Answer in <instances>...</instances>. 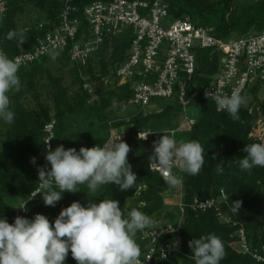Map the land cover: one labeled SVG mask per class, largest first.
<instances>
[{"label":"trees","instance_id":"obj_1","mask_svg":"<svg viewBox=\"0 0 264 264\" xmlns=\"http://www.w3.org/2000/svg\"><path fill=\"white\" fill-rule=\"evenodd\" d=\"M6 11L0 14V49L9 58L22 52L31 51L36 39L58 24L59 14L63 7L62 0H4ZM92 1L107 0H70V6L75 8L73 17L79 19V39L87 34V24L83 17V7ZM168 6V14L172 19H187L195 26H208L214 29V35L220 39H230L232 35L239 38L248 34H258L264 31V0H254L242 6L236 5L237 0H162ZM32 5L40 12V17L31 26L18 27L17 19L23 14L26 6ZM43 23V28L38 24ZM15 30L23 33L24 42L18 38L9 40L7 34ZM131 40V29L125 30L114 39L112 50L108 53L104 44L85 66H79L68 59V50L59 52L55 58L44 57L36 63L19 68L21 81L20 91L10 94L11 108L15 113L14 122L9 125L3 123L0 131V218H6L12 223L11 217L18 204L25 200L28 194L38 184L39 165L45 157L44 126L53 123L51 149L63 145L65 149L81 147L91 148L94 145L116 143L120 137L130 147L128 162L137 175L135 185L121 191L113 184L103 185L95 193L85 185H77L76 193H62V199L55 206H45L42 195L38 201L29 202L21 217L32 219L35 214L45 215L50 223L59 212L79 201L86 206L89 201L99 202L102 199H113L120 202L122 212L127 213L135 208L149 217L159 215L163 209L162 194L168 188V183L156 172L149 169L150 153H135L138 142L136 132L144 129L143 124L147 116L140 111L124 122L113 124V127L128 125L121 135L110 137V126L103 127L106 135L98 138L86 139L71 144L60 143L66 134L68 117L84 116L100 119L103 113L113 105L126 103L131 97L129 84L117 85L113 80L115 68L124 60ZM196 71L192 82L188 85L187 95L197 91L190 101L199 108V117L193 125H189V140H197L204 148V164L197 175H188L177 165L173 172L182 178L180 183L181 200L188 204L194 198L205 199L215 197L220 190L225 193L226 199L222 203V213L232 217L244 229L247 242L251 248L264 245V167L253 168L251 172L241 171L238 161L246 153L244 146L255 143L249 133L258 118L257 112H248L250 106L259 107L263 114L264 102L258 98L261 82L256 81L242 95L249 92L251 101L245 102L240 110V119L234 121L226 112L217 111L215 104L203 93L202 88L209 85L214 74L220 68V57L210 50L202 49L195 52ZM49 60H62L72 65L75 90L70 94L58 77H54L45 64ZM45 73L52 86L51 105L45 104L36 85L42 74ZM107 80V83L104 81ZM84 83L92 86L94 98L83 89ZM34 103L30 106L29 103ZM165 112V111H164ZM58 144V145H56ZM35 163H31L32 158ZM224 166L223 174L216 170V165ZM45 168H50L48 163ZM58 190V188L56 189ZM7 199L17 200L14 208L7 204ZM241 202L238 212L232 211L233 204ZM169 213V212H167ZM179 213V212H178ZM169 222L180 226L179 251L156 264H195L191 258V249L188 244L193 238L214 233L223 241L225 257L221 264H264L256 262L251 256L242 254L235 236L236 229L220 219L215 211L208 210L194 214L185 208L183 215L176 217L169 213ZM163 223L161 225H164ZM147 227L146 229H150ZM144 229V230H146ZM143 230V231H144ZM143 231H138L135 240L145 252L147 240L142 238ZM173 235L162 237L164 240H173ZM140 255V256H141ZM65 264H76L69 253Z\"/></svg>","mask_w":264,"mask_h":264},{"label":"built area","instance_id":"obj_2","mask_svg":"<svg viewBox=\"0 0 264 264\" xmlns=\"http://www.w3.org/2000/svg\"><path fill=\"white\" fill-rule=\"evenodd\" d=\"M62 1L63 7L57 26L37 38L31 51L10 58L18 63L19 68L30 66L44 57H52V52H60L67 47L69 61L85 66L89 58L104 44L110 53L114 39L129 28V48L124 60L115 68L113 79L117 81V85L129 84L132 94L123 104L134 106L141 113L145 114V111L153 108L151 103L154 99H175L182 107L192 101L197 91L193 90L188 96L187 89L197 67L196 50H210L220 57L219 70L214 74L212 82L202 88L205 96L206 93H211L212 96L231 95L234 91L242 96L256 81L264 82V31L234 39H220L215 37L212 27L195 26L185 18H170L168 6L162 0H107L92 1L83 7L87 34H82L78 39L79 19L72 16L75 8L70 6V0ZM5 11L6 3L0 0V14ZM43 26V23L38 24L40 29ZM104 83H107V80ZM83 89L94 98L89 83H84ZM208 99L215 104L217 111H220L214 99L211 96ZM254 111L257 112L258 118L248 135L255 143H264L263 114L259 107L248 108L249 113ZM187 121L189 125L195 123L194 119ZM52 127V122L44 126L47 133L45 156L53 136ZM138 132L151 133L145 129ZM138 132L136 139L141 142H147L155 135L151 133L146 139H142L139 138ZM113 136L115 133L110 132V137ZM46 164L44 157L39 169L45 168ZM176 165L177 163L174 166ZM149 169L158 173L165 181L162 173L151 166V161ZM37 191H40L39 178L36 188L18 204L11 217L12 223L16 217L22 216L29 202L38 201L40 194L36 195ZM225 199L222 190L215 197L194 198L188 204L180 199L179 213L183 215L185 208L194 214L215 211L220 219L236 229L235 236L242 254L251 256L256 262H264V245L251 248L244 229L232 217L222 213V203ZM149 227L151 228L144 230L142 234V238L147 240V246L139 257L141 264H156L179 251V224ZM168 235H173L174 239L159 243L160 238Z\"/></svg>","mask_w":264,"mask_h":264},{"label":"clouds","instance_id":"obj_3","mask_svg":"<svg viewBox=\"0 0 264 264\" xmlns=\"http://www.w3.org/2000/svg\"><path fill=\"white\" fill-rule=\"evenodd\" d=\"M7 38L24 42L23 33L15 30L9 31ZM58 55L59 52H52V58ZM18 73V63L0 49V121L9 125L15 119L9 93L21 88ZM209 96L220 111L234 121L240 119L239 110L245 99L239 92L216 96L206 93ZM149 134L138 132L142 139ZM129 151L130 147L120 137L116 143L81 147L79 151L65 149L63 145L52 150L48 145L45 160L50 168L38 170L40 191L36 195H42L45 206L54 207L62 199V193H76L77 185L86 184L92 193L106 184L126 191L137 181L128 162ZM242 151L246 155L238 161L241 171L264 167V143L246 145ZM149 159L165 181L176 186L182 183V178L173 172L174 165L178 162L184 173L197 175L204 164V148L197 140L178 144L175 131L165 129L153 142ZM31 163H35L34 157ZM216 170L223 174L224 166L217 164ZM232 204V211L237 213L241 202ZM152 223L151 217L135 208L125 215L120 202L113 199L98 203L88 200L86 206L79 201L72 202L51 223L42 214H35L32 219L18 216L11 224L6 218H0V264H65L69 253L76 264H141V249L135 236ZM188 246L195 264H221L225 257L223 241L214 233L193 238Z\"/></svg>","mask_w":264,"mask_h":264},{"label":"rangeland","instance_id":"obj_4","mask_svg":"<svg viewBox=\"0 0 264 264\" xmlns=\"http://www.w3.org/2000/svg\"><path fill=\"white\" fill-rule=\"evenodd\" d=\"M27 0H25L26 2ZM254 0H237L236 5L246 6L252 3ZM40 17V12L32 5L26 6L22 15H19L17 19L18 27L31 26ZM235 38L234 35L231 37ZM197 51V50H196ZM45 67L54 76L61 79L63 85L69 90L70 94L75 90L73 82L72 65L69 62L62 60H49ZM40 80L37 82L36 88L40 93L42 101L51 105V93L52 86L50 85L45 73L42 74ZM114 80V79H113ZM12 92L9 93V96ZM260 101L264 102V82H261V87L258 93ZM93 99V96H90ZM245 102L251 101L249 92L244 95ZM30 106H34V103L30 102ZM153 107L151 110L145 111L143 116H147L144 121L143 128L150 131L154 136L150 137L147 142H138L135 146V153H150L153 152V142L158 140L163 133V130L170 129L175 131V139L177 143L189 140V119L196 120L199 117L200 110L194 106L191 102H188L185 107L180 106L175 99H154L151 103ZM165 111V112H164ZM139 112L137 108L131 105L118 104L113 105L107 111L103 113V117L100 119H92L84 116H72L68 117L66 121V134L62 141L63 144H71L78 141H83L91 138H98L106 135L104 126L107 124L110 126L111 133H114L113 124L119 122H126L128 118L136 115ZM141 114V112H140ZM3 122L0 121V131ZM128 125H121L122 129H127ZM116 127V128H117ZM58 145V144H56ZM181 199L179 184L171 186L168 184V188L162 194L163 209L159 215L151 217L153 223L151 225H161L163 223L169 224L171 219L168 214H175L179 216V202ZM7 204L14 208L17 204V200L7 199ZM169 212V213H167Z\"/></svg>","mask_w":264,"mask_h":264},{"label":"crops","instance_id":"obj_5","mask_svg":"<svg viewBox=\"0 0 264 264\" xmlns=\"http://www.w3.org/2000/svg\"><path fill=\"white\" fill-rule=\"evenodd\" d=\"M128 127V126H127ZM113 130H114V133H115V135H121L123 132H125L126 131V129H122V127H117V128H114L113 127Z\"/></svg>","mask_w":264,"mask_h":264},{"label":"water","instance_id":"obj_6","mask_svg":"<svg viewBox=\"0 0 264 264\" xmlns=\"http://www.w3.org/2000/svg\"><path fill=\"white\" fill-rule=\"evenodd\" d=\"M177 166H178L179 168H181L178 162H177Z\"/></svg>","mask_w":264,"mask_h":264}]
</instances>
